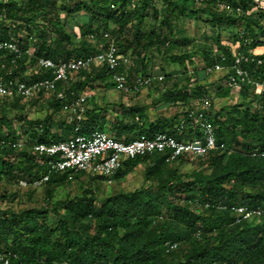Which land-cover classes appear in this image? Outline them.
<instances>
[{
    "label": "trees",
    "instance_id": "obj_1",
    "mask_svg": "<svg viewBox=\"0 0 264 264\" xmlns=\"http://www.w3.org/2000/svg\"><path fill=\"white\" fill-rule=\"evenodd\" d=\"M131 1L80 0L79 3H75L74 7L64 2L58 7L56 6L57 0H0V37L2 40H10L9 32H16L17 26L18 28L24 27L28 32L27 39L31 40L33 38L31 33L34 32L30 23L33 21L29 19L33 17L36 22L38 19L47 26L46 30L44 29L45 31L37 36L40 42L34 50L33 57H24L18 61L17 68H12L9 62L6 63L9 57L7 56L4 60L3 53L0 52V78L8 79L6 73L11 70L13 78L32 81L44 79L50 75L37 70L38 58L59 61L88 56L86 54L89 48L85 47L87 46L86 39H83L85 44L80 51L73 50L75 53H84L82 56L66 58V53L68 55L73 53L70 51L63 56H58L59 47H55L56 44L66 42H68L66 45L71 44V36L64 33L65 26L58 19L61 11L71 15L83 10L90 15L88 21L80 26L81 33L84 38H87L89 36L87 33L93 31V23L97 21L101 20L98 27L101 24L105 29H110L111 25H115V28H122L126 22L132 21L131 17H137L135 13L126 12L125 8ZM165 1L169 6L179 7V11L185 12L193 3L204 5V3L208 4L216 0ZM257 1L259 5L255 3V0L234 1L233 16L236 20L244 21L251 33H264V0ZM141 4V9H138L141 14L138 18L142 24L147 15L151 16V22L157 21L159 16L155 7H150L148 0H142ZM98 6L101 9L98 10ZM110 6L115 8L112 10ZM205 12L217 20L228 14L223 11L218 13L212 9ZM227 17L230 18L231 15ZM4 23L10 24L9 31L4 28ZM86 24L88 27H85ZM153 27L152 25L148 34L141 32V29L136 34L138 44L143 42L142 48L145 50L164 44L163 27L161 26L160 29ZM51 32L59 34V38L49 43ZM242 42V54H251L254 58V62L246 65V68L254 80L264 82V45L254 40L249 46L244 40ZM18 44L28 49V43L22 45V40H19ZM259 48L263 49L256 53L249 52ZM215 51L223 53L228 59V64L232 62L233 57L228 50L217 46L203 53L201 59L204 72L207 67L220 62L219 56H212ZM2 60L5 61L6 69H2ZM257 61H261V64L258 65ZM170 62L180 66L185 65L183 57H171ZM85 72L90 74L97 72L96 79L111 78V74L104 67L81 71L76 77ZM138 74V70L132 67L130 77L133 78ZM141 74L147 75L148 73ZM89 78L87 77L83 82L79 81L78 85H73L68 96L71 97V92L76 94L84 92L82 89L88 86L86 80ZM224 78L227 80L226 77ZM225 88L224 90H230L226 86ZM242 92L251 100V107L248 106L243 112L235 107L228 113L227 123H218L211 116L217 141L219 144L224 143L226 149L224 151L214 150L201 158H208L212 169L210 175L198 174L194 181L186 182L181 176L167 171L166 166L172 163H166L165 157L157 153L127 161L113 179H121L141 163L151 160L149 175L158 182L157 195L143 190L122 194L109 198L99 209L94 207L92 198L72 200L54 228L46 223L47 211L35 209L21 212L11 209L0 211V252L11 253L10 264H220L223 262L264 264V222L259 225L256 224L259 219H253L236 224L233 211V208L239 204L264 209V95L255 96L249 87H244ZM122 95L125 98L132 96ZM182 95L184 96L183 90H180L177 96ZM5 102L0 100V107L4 106ZM12 102L16 105L23 104L20 98H14ZM255 102L263 108H255ZM23 106L21 111H23ZM59 106H61L60 103ZM133 111H136V115L139 116L137 109ZM90 112L96 111H86L83 121L80 122V133L89 135L94 130L106 132L99 126L97 120L99 117L90 115ZM0 123V140L17 141L16 137L11 136L10 119L3 117ZM24 123L28 137L24 141L23 149L0 145V180L3 178L13 180L19 175L25 180L23 182L34 185L36 181L48 177L46 184L55 187L64 185L70 177L69 173L49 174L43 157L34 153L33 147L38 144L68 140L73 136L75 124L67 121L68 131L65 129L63 134L55 135L51 128L45 127L40 121L31 122L24 118ZM3 126L9 131L5 132L6 134L1 129ZM132 129L134 127L128 129V125L118 127L116 139L130 141L141 135L152 137L158 133H173L165 131L164 126L160 124L152 129L140 131L137 136L129 135L128 132H132ZM181 137L186 138L183 135ZM242 141V148H235L236 143ZM183 160L185 158L180 161ZM85 175L86 173H78L72 179ZM166 196H177L178 199H183L184 206L169 204L168 207L174 212L173 218L154 225L156 218L162 214L163 200ZM196 198L214 204L222 203L229 209L226 211L209 209L198 212L188 204V201ZM88 221L98 223L97 232L84 238L80 234ZM199 229L202 234L200 238H196L194 234ZM168 241L179 243L178 249L169 254L164 250V244ZM182 242L187 243L188 249H182Z\"/></svg>",
    "mask_w": 264,
    "mask_h": 264
},
{
    "label": "rangeland",
    "instance_id": "obj_2",
    "mask_svg": "<svg viewBox=\"0 0 264 264\" xmlns=\"http://www.w3.org/2000/svg\"><path fill=\"white\" fill-rule=\"evenodd\" d=\"M79 1L57 0L56 6L60 7L64 2L68 3L70 7H74L75 3H79ZM234 1L236 0H216L215 2H208V4L204 3V5L193 3L187 11L181 12L179 7L169 6L165 0H148L150 7H155L157 10L159 18L146 26L138 18L141 14L138 9L140 10L142 7V0H132L125 9L127 13H135L137 17H131L130 20L132 21L126 22L122 28L105 29L101 24L98 27L101 20L97 18L100 21L93 23L94 29L87 33L89 35L87 38H84L83 33L79 32V37L86 39V48L93 50V46H98L105 49L110 42L114 41L122 53L130 55L131 58L134 56L133 53L139 56L134 63H139V59L143 61L141 65H138V73L145 74L156 69L157 72L160 71L161 75L166 77L163 82L154 83L146 95H132L126 97L125 100L123 95L115 96L109 93L98 100H89L86 109L87 111L98 112H90V115L99 117L97 119L99 126L115 138L118 137L117 128L125 127V125H128V129L134 127L132 132H128L131 136H137L140 131L152 129L158 124L164 126L165 130L172 131L174 129L176 131L175 129L181 120L187 116V113H194L201 108L199 99L204 96L213 98L210 115L218 123H227L228 113L233 111L235 107H238L242 112L248 106L251 107V100L242 90H224L226 89V79L223 74L207 75L203 70L201 59L203 53H207L217 46L227 49L232 57L242 54V40L248 46L253 40L264 45V33H251L244 21L236 20L233 16ZM99 8L101 9L98 6L97 9L99 10ZM110 8L112 9L111 6ZM209 9L228 14L217 20L205 12ZM228 15H231L232 18H228ZM88 16L90 15L88 14ZM29 20L33 21L30 25L34 32L31 33L33 38L29 40V47L32 45L37 48L40 42L37 36L39 33H43L47 26L38 19L36 22L35 17ZM4 24V28L9 31L10 24ZM152 25L156 29L163 27L164 44L145 50L142 48L143 42L138 44L135 37L142 26H145L144 31L148 34ZM85 27H88V24ZM52 33L54 39L59 38V34ZM102 34H108V37L102 38ZM15 41L18 43L19 38H16ZM260 49L263 48L249 52L256 53ZM83 54L73 52L71 55L66 53L65 56L66 58L79 57ZM171 57H183L185 65L180 66L171 63ZM87 77H90L89 80H86L88 86L82 90L91 92L95 89L92 82L95 81L97 72L92 74L85 72L78 76L80 80H85ZM102 79L109 80V77L98 78V80ZM180 90H183L184 96H177ZM6 100L8 99H3L4 102ZM12 101H6L5 105L0 107V119L3 117L10 119V132L12 133L11 136H14L12 138L16 137L17 140L25 141L28 137L24 118L31 122H42L45 127L51 128L55 135L63 134L64 130L69 128L67 121L70 116L61 110V106H59L54 95L39 94L30 100H23V104L20 105H16ZM22 106L23 111L20 110ZM134 109L139 111V116L136 115V111H133ZM4 127L1 129L6 134L5 132L9 131ZM183 133L186 138H196L200 134L193 124H190ZM242 143L243 141L236 143L235 148L241 149ZM151 164V160L145 161L121 179L106 180L100 176L86 174L77 179L69 178L60 187L50 186L46 183L37 186L28 185L23 182L25 180L19 175L13 180L3 178L0 180V211L8 209L16 212L33 209L47 211L46 223L54 228L60 217L65 214L68 203L72 200H90L92 198L94 207L99 209L109 198L122 194L143 190L157 195L158 182L149 175ZM166 170L181 176L186 182L194 181L198 174L210 175L212 171L208 158L201 160L185 158L183 161L167 165ZM165 198L162 214L156 218L154 225L173 218L174 212L168 207L169 204L181 207L185 203L183 199L180 200L177 196H166ZM263 222L259 220L256 224L262 225ZM97 225V222L88 221L81 230V237L85 238L95 234ZM188 247L187 243L182 242V249H188Z\"/></svg>",
    "mask_w": 264,
    "mask_h": 264
},
{
    "label": "built area",
    "instance_id": "obj_3",
    "mask_svg": "<svg viewBox=\"0 0 264 264\" xmlns=\"http://www.w3.org/2000/svg\"><path fill=\"white\" fill-rule=\"evenodd\" d=\"M259 5V2L255 0ZM115 7L112 6V9ZM260 8H262L260 6ZM1 36V35H0ZM108 37V34H104ZM0 52L6 63H10L12 68H17V63L24 57H33L32 48L24 49L15 40H2L0 37ZM212 56H219L220 62L212 67H207V75L223 74L227 78L226 87L232 90H243L249 87L255 96L264 95V82L254 80L246 65L254 62V58L249 55L237 54L233 56L230 64L223 53L215 51ZM2 69H6L5 61ZM261 64V61H257ZM37 70L48 73L50 77L32 80H21L12 77V71L6 74L8 79L0 78V100L20 98L30 100L39 94L54 95L61 104L62 111L69 115L68 123L75 124L73 136L63 142H51L49 144H38L33 147L34 153L43 157L49 174L69 173L70 179L75 174L86 173L112 180L115 175L124 167L127 161L139 157L161 154L165 157L166 163H177L182 158L198 160L206 157L214 150L226 149L224 143H218L215 126L211 120L210 108L213 98L204 96L199 99L201 108L194 113H187L181 120L174 133H158L152 137L141 135L134 140H117L108 133L94 130L89 135L80 133V122L83 121L87 111L86 104L89 99L88 94H76L68 92L72 89L74 78L81 71L91 70L94 67H104L110 74L113 89L125 95H137L144 90H148L154 83H161L165 80L163 75H155L153 72L143 75L138 74L130 77V70L133 67L130 58L123 55L118 45L112 41L102 51L95 55H88L83 58L72 60L54 61L48 58L37 59ZM255 108H263L258 102L254 103ZM190 124L195 125L200 133L197 138H180ZM184 136V135H183ZM1 146L13 149H23L25 142L0 140ZM48 181L45 177L34 183L35 186ZM24 184V183H23ZM188 204L196 211L201 212L209 209L226 211L229 208L222 203H210L199 198L188 201ZM235 223L241 224L253 219H264V209L252 208L239 204L233 208ZM201 229L194 234L196 238L201 237ZM179 243L166 242L164 250L167 254L177 250ZM11 253L0 252V264H10ZM220 264H237L223 262Z\"/></svg>",
    "mask_w": 264,
    "mask_h": 264
},
{
    "label": "crops",
    "instance_id": "obj_4",
    "mask_svg": "<svg viewBox=\"0 0 264 264\" xmlns=\"http://www.w3.org/2000/svg\"><path fill=\"white\" fill-rule=\"evenodd\" d=\"M83 1V0H82ZM68 14L64 11H61L59 14H58V19L64 24V31L66 32V34L70 33L69 35H71L72 39H71V44L70 45H66V43H63V44H56L55 47H59L57 49V54L58 56H63L65 55V53L67 51H70V52H73L74 49H76L77 51H80V48L82 46H84L85 44V41L83 39H81L79 37V32H81L80 30V26L83 25L85 23V21H88L89 19V16L86 12H84L83 10L81 11H76L74 13H72L71 15H69V17H67ZM152 21V18L150 15H147V18L146 20L144 21V23L147 25H149V23ZM15 27V26H14ZM111 28H115V25H111ZM17 31L16 32H9V39L10 40H15L16 38H19V40L21 41L22 40V45H27L28 43V48H32L33 50L36 49V47H33L32 45L29 47L30 45V39L28 40L27 37H28V32L26 31V29L24 27H19L17 26ZM145 26H142V29H141V32H145ZM64 32V33H65ZM53 34H51L49 36V39H48V42L49 43H52V42H55V37ZM102 38H105L104 35L102 34ZM59 45V46H58ZM53 47V46H51ZM93 50L91 48H89V51L86 55H95L97 53H99L100 51L104 50L98 46H93ZM122 53V52H121ZM123 55H125L126 57L130 58L131 61H132V65H133V69H138L139 66H138V63H134L135 60L139 58V56L136 54V53H133L134 56L131 58L130 55H127V54H124L122 53ZM139 62L140 59H139ZM136 71V70H135ZM151 72H153L155 75H161L162 73L160 71H156V69H153ZM149 72V73H151ZM148 73V74H149ZM141 74V73H139ZM83 82L84 80H80L78 77H75L74 80H73V83H72V86L73 85H78L80 82ZM92 86H95V89L94 90H91V92H80V94H88L89 96V100H93V99H100L104 96H107L109 93H112L114 94L115 96H122V94L116 92L114 89H113V83H112V79L109 78V80H98V79H95V81L92 82ZM112 87V88H111ZM148 94V90H144L141 95H146ZM126 100V98H125ZM87 101V102H88ZM90 108V107H89ZM184 119V118H183ZM182 119V120H183ZM165 131L167 132H175L174 129L171 131L169 129H166ZM189 139H193V138H189Z\"/></svg>",
    "mask_w": 264,
    "mask_h": 264
}]
</instances>
